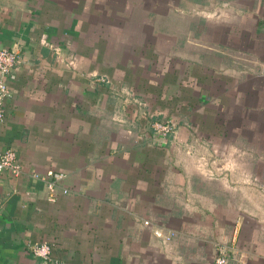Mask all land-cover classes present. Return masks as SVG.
<instances>
[{
    "label": "crops",
    "instance_id": "obj_1",
    "mask_svg": "<svg viewBox=\"0 0 264 264\" xmlns=\"http://www.w3.org/2000/svg\"><path fill=\"white\" fill-rule=\"evenodd\" d=\"M0 47L22 55L0 123L22 166L0 176V264H213L222 243L264 264V0H0ZM95 71L117 102L95 100ZM126 87L175 132L138 130ZM116 106L124 122L102 116ZM50 170L70 191L55 202L32 177Z\"/></svg>",
    "mask_w": 264,
    "mask_h": 264
},
{
    "label": "built area",
    "instance_id": "obj_2",
    "mask_svg": "<svg viewBox=\"0 0 264 264\" xmlns=\"http://www.w3.org/2000/svg\"><path fill=\"white\" fill-rule=\"evenodd\" d=\"M21 62L22 55L16 47H0V123L5 120V103L11 95L9 82L15 79V69ZM101 78L103 82L107 79V77L104 76ZM152 126L154 127L153 132L156 134L157 142L167 139L175 132L177 127L172 121L171 123L168 121H155ZM4 172H8L13 177H19L22 174V166L19 162L17 152L13 148L0 150V176ZM32 177L45 184L48 191L47 200L50 202H55L59 194H67L70 192L67 187L60 186V183L67 177V173L64 171L50 170L46 174L33 173ZM144 225L151 228L153 233L163 240H170L176 235V231H165L160 227L154 226V224L148 220L144 221ZM29 249L36 257L43 258L46 261L51 259L52 246L48 242L30 243ZM227 251L228 246L226 243L219 244L213 264H232L230 257L227 255ZM57 264L64 263L60 261Z\"/></svg>",
    "mask_w": 264,
    "mask_h": 264
},
{
    "label": "rangeland",
    "instance_id": "obj_3",
    "mask_svg": "<svg viewBox=\"0 0 264 264\" xmlns=\"http://www.w3.org/2000/svg\"><path fill=\"white\" fill-rule=\"evenodd\" d=\"M73 63V62H71ZM95 73L97 74L96 77L94 78L95 81H97L98 83H102L103 80L101 78V76H99L100 74H98L96 71ZM106 85H108V87H106L107 91L106 92L105 90H103L102 94H99L98 95V98L95 99L96 101H101L102 99L106 98L107 96V100L110 101V102H117L118 101V98H119V94L117 92H115V89L116 87L117 88H120L118 85V83L116 82V79L111 76H109V78L106 79L105 81ZM104 88V87H103ZM122 88V86H121ZM128 92L125 93L124 95V98L123 100H125L126 102H130V106L128 108L129 110V113H132V112H137L138 113V117L137 119L140 121V124H139V129L140 131H144V132H147L149 129H152L154 130V127L152 126V124L156 121V122H169L171 123L174 122L175 125H177V121L175 120V118L177 117H171L170 118L168 116H165L164 114V110L163 109H160L158 110L157 108L155 109L154 106L153 108H151V110L149 109V105L147 106L145 101L147 100H143V97L142 96H137L135 95L133 92V90L131 89V87H126ZM135 95V97H133ZM148 103V102H147ZM141 104V105H139ZM151 104V103H149ZM140 107H142V109L140 110ZM122 110H119L116 107H110L107 111H106V115L102 114L103 117H106V118H111L113 117V119L120 123V122H124L125 120L123 119L122 115L120 114ZM131 111V112H130ZM103 113V112H102ZM153 116V118H152ZM177 116V115H176ZM126 120H128V118H125ZM140 119H144V121L140 120ZM142 122V123H141ZM139 138V137H138ZM160 144V143H159ZM191 153L195 151L194 148H189ZM226 157H224L225 159ZM218 158H213L211 160V164L216 161ZM221 160V159H220ZM204 164V163H203ZM215 164H217L215 162Z\"/></svg>",
    "mask_w": 264,
    "mask_h": 264
}]
</instances>
